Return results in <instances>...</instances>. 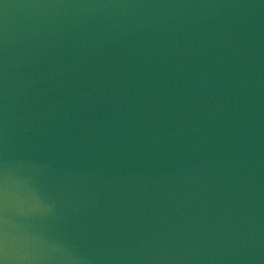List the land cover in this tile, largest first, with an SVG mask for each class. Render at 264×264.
<instances>
[{
	"label": "water",
	"instance_id": "water-1",
	"mask_svg": "<svg viewBox=\"0 0 264 264\" xmlns=\"http://www.w3.org/2000/svg\"><path fill=\"white\" fill-rule=\"evenodd\" d=\"M0 264H264V0H0Z\"/></svg>",
	"mask_w": 264,
	"mask_h": 264
}]
</instances>
